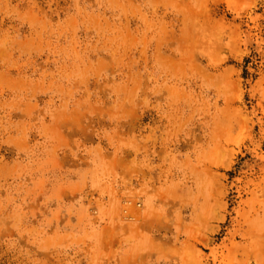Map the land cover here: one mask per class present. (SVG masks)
<instances>
[{"label": "rangeland", "instance_id": "rangeland-1", "mask_svg": "<svg viewBox=\"0 0 264 264\" xmlns=\"http://www.w3.org/2000/svg\"><path fill=\"white\" fill-rule=\"evenodd\" d=\"M0 264H264V0H0Z\"/></svg>", "mask_w": 264, "mask_h": 264}]
</instances>
